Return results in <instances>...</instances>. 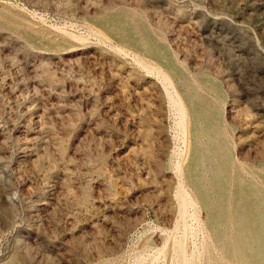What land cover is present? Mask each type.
Wrapping results in <instances>:
<instances>
[{"label":"rangeland","instance_id":"rangeland-1","mask_svg":"<svg viewBox=\"0 0 264 264\" xmlns=\"http://www.w3.org/2000/svg\"><path fill=\"white\" fill-rule=\"evenodd\" d=\"M0 264H264V0H0Z\"/></svg>","mask_w":264,"mask_h":264}]
</instances>
